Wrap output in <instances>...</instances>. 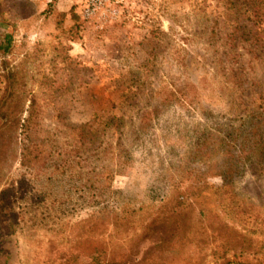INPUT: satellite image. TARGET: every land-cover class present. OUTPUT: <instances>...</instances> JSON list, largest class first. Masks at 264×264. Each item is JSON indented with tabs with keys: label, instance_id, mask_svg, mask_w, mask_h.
<instances>
[{
	"label": "rangeland",
	"instance_id": "rangeland-1",
	"mask_svg": "<svg viewBox=\"0 0 264 264\" xmlns=\"http://www.w3.org/2000/svg\"><path fill=\"white\" fill-rule=\"evenodd\" d=\"M0 3V95L8 62L38 97L47 150L41 169L25 167V136L0 133V192L9 200L0 264L258 256L264 158L252 137L264 115V0H109L90 19L86 0ZM97 116L109 122L105 133L81 137ZM239 132L250 140L232 176L235 215L215 189H196L222 185Z\"/></svg>",
	"mask_w": 264,
	"mask_h": 264
},
{
	"label": "trees",
	"instance_id": "trees-1",
	"mask_svg": "<svg viewBox=\"0 0 264 264\" xmlns=\"http://www.w3.org/2000/svg\"><path fill=\"white\" fill-rule=\"evenodd\" d=\"M263 2H259L258 7H262ZM2 4L0 3V15L2 16L1 10ZM13 36L7 34L4 38V49L8 52L12 46ZM5 66L3 71V78L5 83V88H3V93L0 95V133L9 132L15 135L17 138L20 136H25L26 145L21 152L22 164L25 167L32 168L34 170L41 169L46 157L47 150L42 145L40 128L41 120L43 116L42 107L39 104L38 97L33 93L26 94L24 92V87L26 83L20 77L21 70L19 67H12L8 62H3ZM259 108H264L262 103ZM26 114V117L23 116ZM100 117H95L92 124H88L84 127L79 128L81 131V137H89L91 139H96L98 133L104 134L108 129L109 122L99 119ZM261 119L259 123L255 124L253 128V146L256 155L264 158V115L260 114ZM99 121L101 129L95 128V123ZM88 130V131H86ZM85 131L87 132L85 134ZM95 133V134H94ZM93 135L95 137H93ZM239 132V136L233 138L232 147H234L233 152L229 153V158L226 163V170L221 174L222 185L219 187H212L208 180L200 182L198 184V189H196V195H202L204 192H210L215 189L216 195H218L221 202L225 208L234 209L235 215L242 213L241 206L237 203L236 199L238 197L237 192L233 189V174L239 171L240 165H242L248 156L246 148L248 145L247 140L250 138L247 136L242 137ZM242 138H241V137ZM241 138V139H240ZM232 150V148L230 149ZM194 192L190 191L189 195L194 196ZM5 192H0V217L4 215V211L8 206V199ZM230 194L229 198L228 195ZM189 196V197H190ZM195 196V197H197ZM182 199V200H181ZM186 200V193L184 196L180 197V203H184ZM230 201V204L227 205ZM258 256H236L237 260H230L224 264H264V241L260 244Z\"/></svg>",
	"mask_w": 264,
	"mask_h": 264
},
{
	"label": "built area",
	"instance_id": "built-area-1",
	"mask_svg": "<svg viewBox=\"0 0 264 264\" xmlns=\"http://www.w3.org/2000/svg\"><path fill=\"white\" fill-rule=\"evenodd\" d=\"M108 1L109 0H86V4L83 9L84 18L90 19L95 16Z\"/></svg>",
	"mask_w": 264,
	"mask_h": 264
}]
</instances>
